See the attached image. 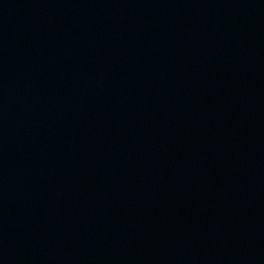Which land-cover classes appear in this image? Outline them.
Returning a JSON list of instances; mask_svg holds the SVG:
<instances>
[{
  "label": "water",
  "instance_id": "1",
  "mask_svg": "<svg viewBox=\"0 0 264 264\" xmlns=\"http://www.w3.org/2000/svg\"><path fill=\"white\" fill-rule=\"evenodd\" d=\"M0 264H121L74 208L1 139Z\"/></svg>",
  "mask_w": 264,
  "mask_h": 264
}]
</instances>
